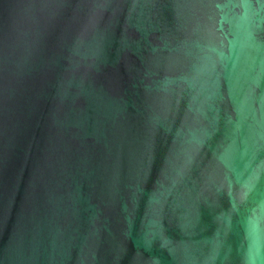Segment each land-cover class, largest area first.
I'll return each instance as SVG.
<instances>
[{
  "label": "water",
  "instance_id": "1",
  "mask_svg": "<svg viewBox=\"0 0 264 264\" xmlns=\"http://www.w3.org/2000/svg\"><path fill=\"white\" fill-rule=\"evenodd\" d=\"M0 264H264V0H0Z\"/></svg>",
  "mask_w": 264,
  "mask_h": 264
}]
</instances>
